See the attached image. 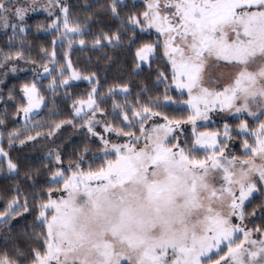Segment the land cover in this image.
Segmentation results:
<instances>
[{
    "label": "snow or ice",
    "instance_id": "snow-or-ice-1",
    "mask_svg": "<svg viewBox=\"0 0 264 264\" xmlns=\"http://www.w3.org/2000/svg\"><path fill=\"white\" fill-rule=\"evenodd\" d=\"M0 32V264H264V0H0Z\"/></svg>",
    "mask_w": 264,
    "mask_h": 264
},
{
    "label": "trees",
    "instance_id": "trees-1",
    "mask_svg": "<svg viewBox=\"0 0 264 264\" xmlns=\"http://www.w3.org/2000/svg\"><path fill=\"white\" fill-rule=\"evenodd\" d=\"M73 3L76 2V0H72ZM44 19V15L42 13H37L34 14L32 16V18L29 20L30 24H34L37 20H43ZM41 41L44 42L45 46H47V38L44 37L43 35H41L40 37ZM5 37L4 34L2 32H0V46H3ZM103 55L102 53H76L73 56V61L74 63H79L81 66H83L84 64L87 63L86 57L87 56H93L94 60L96 57H99ZM123 64H124V60L122 59L121 62L119 64H113V65H108V71L104 72L103 68L105 67V65L103 64V62L101 61V67H100V75L102 77L107 76L108 80H109V84L115 82L118 79H129L131 78L133 82H139V81H144L147 82L149 80V76L148 73L146 72L143 76H129L123 73L122 68H123ZM27 74L25 75H20L21 77H25ZM12 83H17V81L15 79L12 80ZM46 83V82H45ZM108 87V85H105V89ZM87 89V82H82L80 84V89L79 91H84ZM65 116H67V113L65 112L64 114ZM70 118V117H69ZM211 127H219L218 125H211ZM11 187V185L6 182L5 178L3 176H0V196L3 195V193L9 188ZM0 206H2V202H0Z\"/></svg>",
    "mask_w": 264,
    "mask_h": 264
},
{
    "label": "rangeland",
    "instance_id": "rangeland-1",
    "mask_svg": "<svg viewBox=\"0 0 264 264\" xmlns=\"http://www.w3.org/2000/svg\"><path fill=\"white\" fill-rule=\"evenodd\" d=\"M20 75H25V73H21ZM215 125L220 126V122L217 120ZM62 131L64 133V138L66 139V141L79 143V141L83 139V137L80 135L79 129L73 130L69 127ZM65 146L67 147V144ZM29 152L31 155H36V153L32 152L31 150H29Z\"/></svg>",
    "mask_w": 264,
    "mask_h": 264
}]
</instances>
